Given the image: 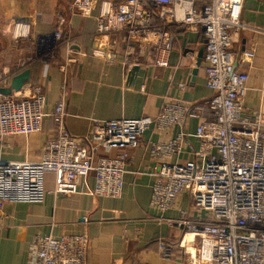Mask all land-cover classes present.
<instances>
[{
  "label": "built area",
  "instance_id": "1",
  "mask_svg": "<svg viewBox=\"0 0 264 264\" xmlns=\"http://www.w3.org/2000/svg\"><path fill=\"white\" fill-rule=\"evenodd\" d=\"M96 0H72L71 9L89 15ZM244 0H123L102 1L97 34L125 33L132 41L154 48L156 65L169 66L175 32L179 28L199 32L204 47L203 68L212 95L207 102L167 101L152 117L95 121L90 136L74 137L66 127V95L46 113V95L38 84L27 96L0 93V139H12L43 131L47 116L52 131L35 161L0 158V210L4 202L42 203L46 198V174H54V193L78 191L81 179L94 177L91 194L119 197L126 170L125 148H136L154 125L167 131L183 128L167 142H155L156 160L152 205L161 212L174 207L181 195L191 206L177 224L184 229L180 240L182 264H264V101L245 111L248 93L246 71L237 68L254 56L237 54L234 41L241 31H262L242 18ZM30 25L18 22L14 40L28 37ZM63 34L39 39L35 58L45 59L64 44ZM94 54L103 55L99 47ZM5 77H0V89ZM199 116L193 136L199 139L192 158L171 161L180 155L187 133L186 121ZM90 239L85 234L39 237L30 253V264H85ZM162 257L172 255L161 244Z\"/></svg>",
  "mask_w": 264,
  "mask_h": 264
},
{
  "label": "crops",
  "instance_id": "2",
  "mask_svg": "<svg viewBox=\"0 0 264 264\" xmlns=\"http://www.w3.org/2000/svg\"><path fill=\"white\" fill-rule=\"evenodd\" d=\"M102 1L96 0L89 15L71 9L72 0H0V77L2 87L28 70L29 79L15 96H27L38 84L46 95V113L52 112L66 95V127L77 139L92 133L95 121L156 117L167 101L207 102L212 95L207 86L203 60L193 74L201 44L199 32L179 28L175 32L169 66L154 62V48L132 41L127 34H97ZM242 18L262 31H241L234 41L237 54L251 51L254 56L237 68L248 73L245 111L252 112L264 101V0H244ZM28 23V37L13 38L15 24ZM60 30L65 41L45 59L35 58L39 39ZM100 48L104 54H94ZM189 49L191 52H187ZM203 58V56H202ZM137 67V70L134 69ZM200 117L191 116L185 129L191 134L180 155L171 161L192 158L199 139L193 136ZM184 128V127H183ZM175 125L167 131L154 125L136 148H125L126 170L119 197L91 194L93 176L81 179L78 191L54 193V174H46V198L42 203L4 202L0 210V264H30V253L39 237L85 234L90 248L85 264H182L180 240L184 229L176 220L191 206L187 194L174 207L161 212L152 203L156 160L151 149L167 142L183 129ZM53 117L47 116L43 131L12 139H0V158L35 161L53 130ZM171 246L172 257L165 260L161 244Z\"/></svg>",
  "mask_w": 264,
  "mask_h": 264
},
{
  "label": "water",
  "instance_id": "3",
  "mask_svg": "<svg viewBox=\"0 0 264 264\" xmlns=\"http://www.w3.org/2000/svg\"><path fill=\"white\" fill-rule=\"evenodd\" d=\"M191 52L189 49H187V52ZM203 52H204V47L201 46L199 54H198V58L195 64V69L193 70V74H196L201 62H202V56H203ZM135 68V67H134ZM137 70V67L134 69V71ZM30 77V73L28 70L23 71L22 73L16 75L11 82V85L9 87H2L0 89V93H3L5 95H10L12 94V92L14 91H19L21 89V87L24 85V83L29 79Z\"/></svg>",
  "mask_w": 264,
  "mask_h": 264
}]
</instances>
